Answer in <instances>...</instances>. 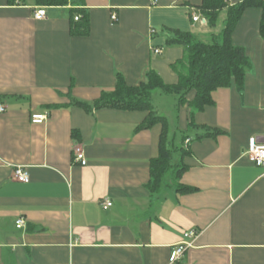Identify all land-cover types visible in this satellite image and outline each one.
<instances>
[{
    "label": "crops",
    "instance_id": "obj_1",
    "mask_svg": "<svg viewBox=\"0 0 264 264\" xmlns=\"http://www.w3.org/2000/svg\"><path fill=\"white\" fill-rule=\"evenodd\" d=\"M200 3L0 0V264H264V167L245 155L249 137L264 143L259 9H246L232 35L252 62L242 93L215 89L213 104L193 115L197 127L187 105L177 110L175 103L168 138L174 145L179 134L176 147L187 152L173 156L154 195L147 183L161 125L139 128L147 111H86L72 102L112 91L118 73L128 85L150 69L176 83L171 64L183 50L166 44V28L194 33L199 26L206 41L219 33L192 21L193 13L203 16ZM39 6L46 16L37 20ZM84 14L87 33L79 27ZM32 114L47 119L32 123ZM203 127L221 133L199 138ZM75 145L87 164L72 161ZM15 166L25 167L28 182L12 179ZM181 184L193 190L179 193ZM106 199L112 205L103 209ZM20 217L25 224L17 228ZM191 229L192 247L171 263Z\"/></svg>",
    "mask_w": 264,
    "mask_h": 264
},
{
    "label": "trees",
    "instance_id": "obj_2",
    "mask_svg": "<svg viewBox=\"0 0 264 264\" xmlns=\"http://www.w3.org/2000/svg\"><path fill=\"white\" fill-rule=\"evenodd\" d=\"M230 1L201 0L198 5L209 27L215 26L221 11L226 10L222 30L219 33L211 34L210 40H202L192 32L166 28V44L180 46L183 50V57L171 64V68L177 76L176 83H165L157 71L150 69L146 72L145 80L137 85H128L124 77L118 73L114 89L103 92L96 101L88 103L72 99L74 105L81 106L86 111L104 107L147 111L139 128H150L156 123L161 125L158 155L150 161V177L147 187L151 195L159 192L164 174L173 167V152L180 151L182 154L187 152L182 147L172 145L169 140V122L154 109L153 92L158 89L163 93L175 95L176 109L179 110L181 106L187 105L189 124L197 127L193 123V115L213 104L211 93L215 89L234 86L239 93H242L244 89L245 76L251 71L252 62L245 48L233 42L232 35L246 9L257 8L260 10L258 32L264 40V0H241L234 4H231ZM37 2L41 5L61 6L65 5L67 0H37ZM82 19L84 21L79 27L82 33H87L86 14ZM191 92L194 94L193 98L188 99ZM203 128L205 131L197 135L199 138L221 133L217 129ZM183 169V166L178 168L177 175ZM176 190L179 193H188L193 188L181 184L177 186Z\"/></svg>",
    "mask_w": 264,
    "mask_h": 264
},
{
    "label": "built area",
    "instance_id": "obj_3",
    "mask_svg": "<svg viewBox=\"0 0 264 264\" xmlns=\"http://www.w3.org/2000/svg\"><path fill=\"white\" fill-rule=\"evenodd\" d=\"M151 2H155V0H149ZM46 16V8L45 6H39L36 7L33 11V18L39 20L43 19ZM80 18L79 15L75 16L74 19L78 20ZM111 19L113 21L117 20V16L114 14L111 16ZM192 21L198 22L200 24H207V21L204 16H200L196 13L192 14ZM152 51L154 53H161V48H153ZM5 107H3L0 104V112L4 111ZM47 119L46 114H32L31 115V122L32 123H42ZM186 143L188 140L185 141ZM245 155L257 166L264 167V143H260L257 141V139L253 136L249 137L248 144L245 150ZM72 161L74 163H77L79 165H85L87 164V159L85 157V154L83 152V149L80 145H75L72 149ZM12 179L18 182H28L29 181V175L25 167L22 166H15L12 171ZM112 205V202L109 200H103L101 202V206L103 209H106ZM16 227L21 228L25 224V219L22 217L18 218L16 220ZM196 232L191 229L184 232V237L186 238L182 242L178 243L174 249L171 251L169 261L171 263L176 262L180 260L183 257L184 252L186 249L192 247L193 241L190 240L196 236Z\"/></svg>",
    "mask_w": 264,
    "mask_h": 264
},
{
    "label": "rangeland",
    "instance_id": "obj_4",
    "mask_svg": "<svg viewBox=\"0 0 264 264\" xmlns=\"http://www.w3.org/2000/svg\"><path fill=\"white\" fill-rule=\"evenodd\" d=\"M224 16H221L218 18L215 26L211 27L210 29L213 32H220L224 25ZM193 32L196 35H199L201 32V29L199 26H196V28L193 30ZM176 103L175 95L173 94H166L161 92L160 90L156 89L153 92L152 95V104L154 106V109H156L157 113L166 117L169 120L170 126L174 123V113H173V107ZM176 131V130H175ZM179 132V131H177ZM180 136L179 134L176 135L175 141L173 140V144L175 146H179ZM178 151L173 152L174 159L177 157Z\"/></svg>",
    "mask_w": 264,
    "mask_h": 264
}]
</instances>
